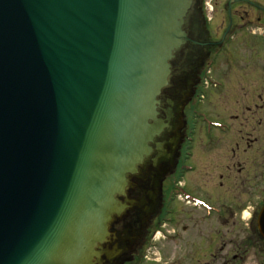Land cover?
I'll use <instances>...</instances> for the list:
<instances>
[{
    "label": "water",
    "instance_id": "1",
    "mask_svg": "<svg viewBox=\"0 0 264 264\" xmlns=\"http://www.w3.org/2000/svg\"><path fill=\"white\" fill-rule=\"evenodd\" d=\"M194 7L0 0V264H92L133 177L176 143L165 94Z\"/></svg>",
    "mask_w": 264,
    "mask_h": 264
},
{
    "label": "flooded vegetation",
    "instance_id": "2",
    "mask_svg": "<svg viewBox=\"0 0 264 264\" xmlns=\"http://www.w3.org/2000/svg\"><path fill=\"white\" fill-rule=\"evenodd\" d=\"M188 34L173 61L179 70L166 91V101L175 99L183 106L176 114L184 116L185 126L175 134L170 156L150 160L133 177L130 207L112 223L94 264L161 263L149 258L157 229L162 231L159 239L172 245L174 264H199V256L212 264H248L249 254H264V120H246L252 132L245 134L241 120V129L230 137L235 147L215 153L225 166L208 164L211 150L193 154L194 127L204 125L203 143L212 148L216 136L231 132L232 122L240 119L230 113L233 102L217 104L220 108L210 115L202 112L201 88L205 79L215 87L223 84L213 78L221 63L264 62V0H195ZM229 78H237L235 72ZM254 110L259 115L264 104L256 103ZM241 145L246 148L240 150Z\"/></svg>",
    "mask_w": 264,
    "mask_h": 264
},
{
    "label": "rangeland",
    "instance_id": "3",
    "mask_svg": "<svg viewBox=\"0 0 264 264\" xmlns=\"http://www.w3.org/2000/svg\"><path fill=\"white\" fill-rule=\"evenodd\" d=\"M235 72L237 78H229ZM223 75V78H222ZM226 77L224 78V76ZM217 76V77H216ZM213 78L215 82L222 81L223 84L220 86H212L204 83L201 88V95L204 97L203 101L200 105V110L205 114L210 115V113H214L215 108H220L218 105L227 104L228 102H233L232 110H230L231 114L240 115V119L232 122L233 128L231 132L228 134H218L215 132L214 134H218L216 136V145L214 147H208L204 141V135L206 132L203 131L204 125L201 123V126L194 127V155H201L204 151L211 150L213 153L208 154L211 158L208 159V164L211 163V166L222 167L227 165L224 159L218 158L215 153L216 151H231L232 148L235 147V143H231L233 138L232 136H236L238 131L241 129L239 123L241 120H244L243 133H251L252 126H246L245 121L251 120H264V110L257 116H254V106L256 103L264 104V62H238V63H221L217 67V71L213 72ZM236 80L234 85L230 86V81ZM236 97V98H235ZM168 98V94H165V99ZM177 101V100H175ZM236 103V104H235ZM223 107V106H222ZM224 108V107H223ZM250 108V110H248ZM217 112L221 113L223 111L218 110ZM218 118L220 117L219 114ZM228 118L227 116H225ZM264 134V132H263ZM220 138L224 139V142H217ZM264 144V143H263ZM245 146L241 145L240 150H244ZM237 149V148H236ZM201 158V157H200ZM166 229L168 231H173V227L167 226ZM160 230V229H157ZM163 230V229H162ZM154 247L151 253L149 254V258L151 261H159L157 262H149L147 264H174L176 260H173L175 255L172 253V245H168L167 242H164L163 239H159V237L155 238ZM99 244V243H98ZM102 245V244H101ZM95 246L96 257L93 258L92 264L95 262V259L99 257L101 252V246ZM218 247V246H217ZM149 250V251H150ZM171 251V257L169 256ZM94 252V253H95ZM169 253V254H168ZM167 254V255H166ZM164 255L167 256V260H164ZM203 257V258H202ZM222 257V256H216ZM248 264H264V254H256L252 253L247 256ZM199 264H212L213 260L207 259L205 256H199ZM232 259V256H230ZM240 263V262H238Z\"/></svg>",
    "mask_w": 264,
    "mask_h": 264
},
{
    "label": "bare ground",
    "instance_id": "4",
    "mask_svg": "<svg viewBox=\"0 0 264 264\" xmlns=\"http://www.w3.org/2000/svg\"><path fill=\"white\" fill-rule=\"evenodd\" d=\"M172 101H175V99H172ZM184 119V116H182L180 119L176 120L175 121V125H176V128L179 130L181 128H183L185 126V121H183ZM179 139V137H178ZM168 140H165V141H160L159 144L163 145V147H167L168 146Z\"/></svg>",
    "mask_w": 264,
    "mask_h": 264
}]
</instances>
